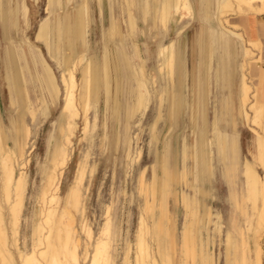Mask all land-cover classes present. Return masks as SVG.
Wrapping results in <instances>:
<instances>
[{"label":"bare ground","instance_id":"6f19581e","mask_svg":"<svg viewBox=\"0 0 264 264\" xmlns=\"http://www.w3.org/2000/svg\"><path fill=\"white\" fill-rule=\"evenodd\" d=\"M90 1H46V17L40 21L35 37L38 43L45 44L56 62L61 72L60 79L43 54L35 53L32 69L26 54L9 45L7 54L11 69L7 67L8 62L5 58V77L12 106L19 105V118L14 124L15 134H12V128L0 123V264H118L115 244L119 241L120 235L112 215L113 201L104 205L106 219L100 227L98 236L88 221V199L99 171V163L96 159L92 160L91 149L95 141L94 133L97 135L99 107L103 94L107 104L101 139L104 151H109L113 146L117 153L122 154L125 149V174L130 182L136 181L134 198L142 201L139 203L140 214L134 241L130 235L132 221L128 222L127 249L123 263L177 264L176 250L180 264H186L188 258H192L195 264H217L216 257L209 247L215 244L216 234L221 237L225 233L224 220L222 213L214 211L213 207L202 201V198H208L210 193L200 187V176L204 174V179L208 177L212 188L215 189L213 178L215 179L217 175L218 158L221 177L232 185L230 198L235 207L240 208L242 202L250 203L248 219L244 224L234 221L232 227L226 231L224 244L226 243L227 257L233 260L232 262L237 260L236 249L239 244L242 248L241 264H263L264 248L261 241L264 242V173L260 174L258 166L264 172V89L257 85L254 79L251 57L255 52L251 47V41L246 40L242 33L231 29L230 25L235 27L237 25L227 16L229 11L236 15L251 13L264 15V0H219L216 10H213L214 0H199L203 15L209 19L216 13L220 26L238 37L244 45L242 60L238 64L239 98L241 114L257 137L254 160L246 159L241 162L238 134L233 128L230 131L231 129H225L223 125L226 119L224 105L221 111L216 109L214 118H210L206 91L209 84L204 80L199 86L203 87V90L200 88L198 90L196 82L192 85L189 103L192 137L185 134L182 138L178 170L175 168L173 134L178 128V118L185 103L183 83H186L184 63L179 64L176 52L180 46L179 36L159 48L156 71L165 80V85L158 91V77L149 74L146 52L141 42L136 39L137 0L121 1L123 23L127 27L126 38L132 43L133 48L132 57L126 53V58L136 80L134 91L128 93L124 88L125 80L120 75L122 60L117 57L118 54L112 45L113 40L124 35L123 26L116 22L117 19H112L108 36L105 31L101 59L97 54L89 55L88 31L92 20ZM97 1L100 15L104 20V0ZM76 2L78 6L71 12L69 8ZM29 5L26 0H21L17 9L13 7L12 2L7 6L0 2V28L6 41L12 42L7 22L11 15L16 32L19 31V21L24 23L26 29L30 27ZM142 12L145 22L153 14L156 26L169 31L170 23H174L177 16L182 19L192 17L194 6L191 0H143ZM221 35L223 39L225 33ZM80 39L84 40L86 50L77 53L76 46ZM253 45L257 47L255 43ZM205 51L206 57H209L208 63L211 64L216 55L212 43L206 44ZM261 62V57L256 60V63ZM219 66L221 71L222 67L220 64ZM222 74L225 78L226 74ZM33 83L39 84V89L33 88ZM124 94H128L125 100L122 97ZM13 95H16V100ZM62 96L58 134L52 138L48 160L42 169L44 180L38 195L40 207L36 210L38 221L33 235L34 247L30 251L22 250L19 245L20 226L29 187L26 169L30 160L27 154L29 150L33 152L35 147L30 122L35 123L39 114H42V122L46 121L50 107L60 101ZM152 105L156 114L150 125L149 146L151 151L156 150V156L152 163L143 166L145 153L142 132L144 120ZM124 106H127L125 118ZM94 109L97 115L92 120ZM166 114L168 120H165ZM134 118L137 121L132 127L130 120ZM81 120L83 137L80 138V142L85 141L87 147L77 164L74 179L62 197V183L75 154L74 140L80 129ZM163 121H166V127L163 133V149L160 151L156 144L161 141L158 133ZM132 128H135L134 132ZM136 172L138 175L135 180ZM117 173L118 162L115 160L113 178ZM182 183L183 189L180 191L179 186ZM188 187L194 195L187 192L185 188ZM124 193L127 194L126 191ZM171 193L174 196L181 193V202L185 210V222L181 233L176 232L177 223L172 207L168 203ZM134 198L132 197L133 200ZM202 203H205L206 221L203 220L204 216L201 217ZM211 224L215 226L213 242L210 236ZM249 232L254 236V259L248 255ZM91 247L93 251H90ZM16 253L21 260L20 263L16 262L18 260Z\"/></svg>","mask_w":264,"mask_h":264},{"label":"rangeland","instance_id":"374dc122","mask_svg":"<svg viewBox=\"0 0 264 264\" xmlns=\"http://www.w3.org/2000/svg\"><path fill=\"white\" fill-rule=\"evenodd\" d=\"M26 1L28 5L30 3L29 5L30 19H31L30 27L26 29L24 23L22 21L21 22L19 21V31L16 32L13 27V19L11 15L8 18L7 22L9 26L8 27L9 33L11 34V37H12V42L5 40V38L3 37L1 33L2 31L0 28V123L3 124L2 117H4L5 119L4 122L7 125V128H12V134L16 133L14 124L17 122V119L19 118V113H18L19 105L16 104L11 115H9L10 114L9 111H11V107L9 103L10 94H9V89H8L6 77H5L6 72H5V63H4V60L6 58V61L8 62L6 63L7 67L11 69L9 57L7 54L8 49L10 48L9 45H11V47L14 49L17 48L20 51V53L26 54L27 59L32 69H33V64H32L33 57L35 56V53L36 54L41 53L44 55L47 61L54 68L58 79H60V74H61L60 70L57 67L56 62L51 57L45 44L38 43L35 37L40 21L44 17H46L45 7H46L47 0H26ZM121 1L122 0H104V20H102V17L100 15L98 1L97 0L90 1L91 19L93 21L91 20V26L88 31V40H89V45H90L89 55L97 54V57L101 59L105 31H106V36H108V32H109V28L111 27L112 19L113 18L115 20L117 19L116 22L120 24V26L121 25L123 26L124 35L123 37L118 36L115 40H113L112 45H113V49L118 54L117 57H119V59L122 60L120 75L125 80L124 81L125 91H127L128 93H132L136 87V80L134 79V76H133V70L127 62L126 53L130 54V56L132 57L133 48H132V43L126 38V34H127L126 28L127 27L123 23L124 22L123 8H122ZM191 1L194 6V15L190 18H183V19L177 16L174 19V23H170L169 31L165 30L161 26H156L153 14L150 16L149 20L145 23V21L143 20V12H142L143 0H137V4L135 7L136 15L138 14L137 15L138 30H137L136 39L141 42L143 49L146 52V56L148 58L149 74L151 76H155L156 78L158 77L157 78L158 79V85H157L158 91H161L165 85V80L161 78L157 74V71H156V69L158 68V64H157L158 62H157L156 57L158 55L159 48L164 43H168L169 41L176 39L179 36L178 39H179L180 46L177 47L176 52H177L179 64L184 63L183 66H184V72L186 75V79H185L186 83H183L185 86L184 88L185 103L183 106V110L180 113L179 118H178V128L173 134V151L175 154V158L177 159V160L175 159L176 161L175 168L176 170H178L180 167V150H181L182 138L184 137L185 134L190 135V137H192V129L190 127V108H189V103H190L191 96H192V85L194 82H196L198 84V90H199L200 88L199 86L202 85V82L204 80L206 81V84H209L210 86V87L208 86V90L206 88V91H208L207 93L208 105L207 106H208L210 118L211 119L214 118V115L217 111L216 109L221 111L224 105L226 107V112H225L226 119L223 121L224 128L231 129L230 131H232V128H233V131L239 130L243 133L244 152L242 151L241 147L239 149V156H240L241 162H243L247 158L249 160H254V158H252L251 156L250 150L252 148H255V140H254L253 133L248 128L249 125L246 123V121L244 120L241 114V103H240V98H239L240 73H239V67L238 69L236 67L237 60L235 59V54L237 53L241 54L243 51L242 48L244 45L238 39V37H236L234 34L226 32L220 26V24L218 23L219 20L217 18L216 13H214L213 16L208 19L205 17V15H203L201 11V4L199 3V0H191ZM220 1L214 0L213 10L217 9ZM0 2L4 3V5L6 6L7 4H10L12 2L13 7L18 9L20 6L21 0H0ZM77 6H78V2L71 4L69 8L70 11L72 12ZM120 12L122 14H120ZM236 16H237L236 13L231 12V11L228 12V16H227L228 19H230L232 23L237 25V27H235L234 25H230L231 29L233 30H237L239 28V25L237 24ZM20 26H23V27H20ZM223 32L225 33V36L222 39L221 34ZM248 36H249V40L251 41V45H252L251 47L254 50L255 49L261 50V45L259 42L257 43L255 42L253 34H250ZM207 43H212V45L214 46L215 54H216L215 59L212 61L211 64L208 63L209 57H206L205 48H206ZM253 43H255L257 47H255ZM35 44H38V45H35ZM85 50H86V47L84 44V40L80 39L76 46V52L81 53L82 51L84 52ZM223 55H226V57L224 58L227 61V66L226 67L221 66L222 67L221 71H219V67H220L219 64L222 65L221 62L223 60ZM252 57H254V55ZM194 72H195V76H194ZM222 73L226 74L225 78ZM79 77H80V74H79ZM32 86L35 89L37 88L39 89V84L37 83H33ZM113 88H114L113 93H115L116 92L115 82L113 83ZM200 90H203V87H201ZM39 95H41L40 91H39ZM126 95L128 94L122 95L124 100L127 97ZM200 96H202V93L200 94ZM13 97L16 100V95H13ZM60 99L61 100L60 101L58 100V102L54 106L50 107L46 121L42 122V114L41 115L39 114L38 120L35 123L34 121L30 122L32 131H33V136L35 138V147H34L33 152L29 150L28 152L29 154H27V157L30 160L28 168L26 169V172L28 174V186L29 187H27L28 188L27 193H26L27 199L25 200V207L22 212V219H21V226H20L19 245L22 250L30 251L34 247L33 235L36 229V221H38V217L36 216V212H37L36 210L39 209L40 207L38 195L42 188L43 180H44V174H43L42 169L48 160L49 150L52 147L51 145L52 138L53 137L55 138L58 134L57 133L58 118H59L61 107L63 104V96ZM105 102H106V97L103 94L101 96V103L99 107L100 117L98 120V127L96 129L97 135L94 133L95 141L91 149L92 160L96 159L97 162L99 163V171L94 180L93 187L90 192L89 199H88V221L91 224L92 228L94 229L95 235L98 236L101 230L100 227L103 225L106 219V216L104 215V205L109 204L110 202L113 201L112 215L114 218V222L117 223V227H118V231L120 235L119 241H117V243L115 244L116 261L118 264H124L123 258L125 256V252L127 249L126 235H127V229H128V222L132 221V230H131L130 235H132L131 238H132V241H134V235L137 230L138 217L140 214V211H139L140 204L142 203V201L138 200L136 197H135L136 199L134 198L136 181L130 182L129 177H126V174H125V164H126V160L124 159V156L126 154L125 149H123L122 154L117 153L113 146L110 147L109 151H104V146L102 145L103 140L101 139L103 138L102 124L105 121V116H106L105 113H106V107H107L106 106L107 104H105ZM126 107L127 106H124V110H123L124 118L126 115L125 114ZM186 111H188V113ZM155 114L156 112H154V105H152L148 113L149 117L147 115L144 120V127H143V132H142V142H143L142 145H144V153H145L144 159L142 161L143 166L152 163L156 156L155 154L156 150L151 151L150 146H149L150 125L154 120ZM95 115H97V111L94 109L92 111V120H94ZM165 117H166L165 120H168V114H166ZM136 121L137 119L135 118L131 119L130 125L134 127ZM79 124H80V129L78 130L77 136L75 137V140H74L75 154H74L72 162L70 163L69 168L67 169L66 175L62 183V190H61L62 197L65 196L66 192L68 191L70 183L74 179L77 164L81 158L82 152L87 147V143L85 141L80 142V138L83 137L82 120L80 121ZM165 127H166V121H163L160 124V129L158 133L161 141L156 144V148L159 149L160 151H162L163 149L162 142L164 141L163 133L165 131ZM132 129L134 132L135 128H132ZM9 143L10 145H12L11 141ZM215 150H217L216 146H215ZM216 154H217V151H216ZM216 159H217V163H216L217 165L216 174L217 175L215 179L213 178L214 183H215L214 186L216 187V193L212 194L211 192L212 186H211L210 181H208L209 178L207 177L204 179V176H203L204 174L200 176L201 177L200 187L203 190H206L208 191V193H210V195H208V198L203 197L202 201L212 206L214 208V211H218L222 213L223 220H224V226H225L224 227L225 233L223 234L224 236L222 235L220 237L218 234H216L215 244L213 243L210 245V250L214 253L217 264H241L240 262V256H241V251H242L241 246L237 244L238 245L236 249L237 260L235 262H232L233 260H229V258L227 257V251H226V245H225L226 243L224 244V242L226 239V231L232 227V224L234 223V221H237L241 225H243L244 221L248 219L247 212L249 210L248 205L250 203L247 202L244 204L242 202L241 203L242 205L240 208L235 207L234 202L230 198L232 185H230L225 179L223 180V178L221 177V169H220L221 166L218 163V158ZM115 160L118 162V173L115 176V178H113V169H114ZM258 168H259L260 174L263 175L264 173L263 170L260 168V166H258ZM137 175H138V172H136V178L134 176L135 180L137 179ZM179 187H180L179 190L182 191L183 183ZM185 189H187V192L189 194L194 195V192L189 187ZM124 191H126L127 194H125ZM239 192L240 193L242 192V188H240ZM132 197L134 198V200L132 199ZM134 202L136 203V205ZM168 203L172 207L173 216L177 223L176 232L181 233L183 224L185 222V219H184L185 210L181 202V193L176 196H174L171 193V195L169 196ZM205 203H202L203 204L202 209H201L202 218L205 215V209H204ZM75 218L77 219L78 216L76 215ZM203 220L206 221L205 216ZM212 226H214V224L210 225V232H211L210 236L213 242V237H214L213 230L215 226L214 227ZM204 235L205 237H207L206 233ZM248 236L250 240V248H249L250 252H248V255L250 258L254 259L255 255H254L253 233L249 232ZM237 243H239V239H237ZM261 244L264 248L263 240L261 241ZM90 251H93L92 247L90 248ZM175 253H176L175 256L178 257V260H176V263L180 264V260H179L180 257L178 253L176 252V250H175ZM16 257L18 259L17 253H16ZM16 262L20 263L21 260L18 259ZM262 262L264 264V257H263ZM186 264H195V263H193L192 258H188V261Z\"/></svg>","mask_w":264,"mask_h":264},{"label":"crops","instance_id":"0c3cea01","mask_svg":"<svg viewBox=\"0 0 264 264\" xmlns=\"http://www.w3.org/2000/svg\"><path fill=\"white\" fill-rule=\"evenodd\" d=\"M236 19H237V24L239 25V28L236 31L242 33L244 35V37L246 38V40H249L248 35L253 34L255 42L256 43L259 42L261 45V50H258V49L254 50V52H255L254 57L251 58L252 59L251 61H252L253 66H254V70H253L254 71L253 72L254 73V79L257 82V85H259L262 89H264V15H257L254 13L244 14V15L242 14V15H237ZM242 55H243V53H241V54L237 53V57H236V54H235V59L237 60V65H236L237 69H238V64L242 60ZM224 57H226V55H223V60L221 62L222 67L227 66V61L225 60ZM260 57L262 59V62L256 63V60ZM9 103H10V107H11V111H9L10 112L9 115H11L12 111L14 110V107L11 104L10 95H9ZM2 120H3L4 125H6L4 122L5 121L4 117H2ZM248 128L253 133L254 140L256 142L257 137H256L255 133L250 129V127H248ZM236 132L238 134L239 149L241 147L242 151L244 152L243 133L241 131H236ZM250 153H251V156L254 158L255 148H252L250 150ZM149 171H151V169ZM215 189L214 188L211 189L212 194L216 193ZM207 205H208V203H207ZM208 206H210V205H208ZM210 207H212V206H210Z\"/></svg>","mask_w":264,"mask_h":264},{"label":"snow or ice","instance_id":"6c2138e0","mask_svg":"<svg viewBox=\"0 0 264 264\" xmlns=\"http://www.w3.org/2000/svg\"><path fill=\"white\" fill-rule=\"evenodd\" d=\"M99 254V253H98Z\"/></svg>","mask_w":264,"mask_h":264}]
</instances>
